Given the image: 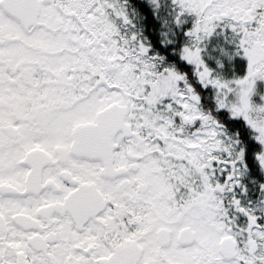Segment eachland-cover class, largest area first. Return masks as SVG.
Here are the masks:
<instances>
[{"label":"snow or ice","instance_id":"1","mask_svg":"<svg viewBox=\"0 0 264 264\" xmlns=\"http://www.w3.org/2000/svg\"><path fill=\"white\" fill-rule=\"evenodd\" d=\"M0 264H264V0H0Z\"/></svg>","mask_w":264,"mask_h":264}]
</instances>
